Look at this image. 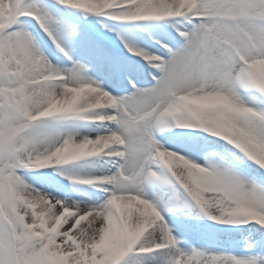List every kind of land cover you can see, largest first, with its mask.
<instances>
[{
	"label": "snow or ice",
	"instance_id": "6c2138e0",
	"mask_svg": "<svg viewBox=\"0 0 264 264\" xmlns=\"http://www.w3.org/2000/svg\"><path fill=\"white\" fill-rule=\"evenodd\" d=\"M0 264H264V0H0Z\"/></svg>",
	"mask_w": 264,
	"mask_h": 264
}]
</instances>
